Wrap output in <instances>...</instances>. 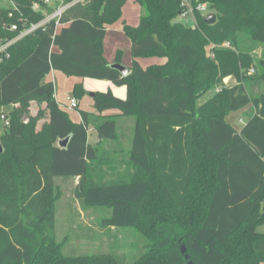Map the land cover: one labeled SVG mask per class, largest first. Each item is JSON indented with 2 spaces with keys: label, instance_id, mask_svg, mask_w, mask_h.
<instances>
[{
  "label": "trees",
  "instance_id": "16d2710c",
  "mask_svg": "<svg viewBox=\"0 0 264 264\" xmlns=\"http://www.w3.org/2000/svg\"><path fill=\"white\" fill-rule=\"evenodd\" d=\"M127 1L74 4L58 30L49 22L1 55L0 107L19 106L0 133V264H122L112 254L67 256L56 241L57 179L77 177L74 196L85 209L109 208L104 225L147 238L134 264H264V94L253 91L264 82V0H188L194 27L176 21L184 0H132L141 13L138 25L123 23L133 57L124 75L108 62L105 37ZM13 2L18 10L0 5V44L18 34L9 25L44 17V5L33 9L42 0ZM201 3L216 13L214 24L196 10ZM122 57L118 50L115 62ZM146 57L167 61L142 66ZM52 70L125 85L127 97L95 92L96 112L80 110L74 122L46 80ZM229 76L236 83L226 86ZM73 93L87 94L82 82ZM31 102L46 105L41 128L45 111L27 118ZM249 105L240 128L227 120ZM122 118L134 121L130 146L104 151L105 142L125 144Z\"/></svg>",
  "mask_w": 264,
  "mask_h": 264
},
{
  "label": "rangeland",
  "instance_id": "374dc122",
  "mask_svg": "<svg viewBox=\"0 0 264 264\" xmlns=\"http://www.w3.org/2000/svg\"><path fill=\"white\" fill-rule=\"evenodd\" d=\"M13 0H0L1 6H12ZM210 8L204 15L210 13ZM140 20V5L132 0L125 2L122 7V16L119 20L112 24V30L117 32L122 31L123 23L138 24ZM176 21L182 22L187 26L194 27L196 20L194 16L189 15L183 17L179 15ZM111 38V37H109ZM122 49L125 51V42L123 41ZM113 44L110 39L107 41L106 55L110 57L112 51L113 55L115 50L112 49ZM128 50V48H127ZM130 54V50L127 51ZM261 55L257 54L256 58ZM153 60V59H152ZM163 60V59H154ZM52 77V76H50ZM84 78L76 76H67L63 73L54 77V83L57 93L62 94L64 101L66 96L74 97L72 90L73 84L77 81H81ZM96 79L85 78V86L87 88V94L85 98L81 100L80 107L94 108L91 104L92 98L90 93L97 91L108 90L103 85H97ZM230 86V85H229ZM221 87L218 86L217 89ZM214 90L209 91L203 97L198 100V104H202L207 101L213 94ZM18 104H10L0 107L1 113H10ZM45 111L46 105L44 103L31 102L28 107L27 118L35 117L39 111ZM75 110H71V114L76 113ZM245 116L241 111H236L228 116V121L235 127L240 128L241 123L239 120ZM46 111L43 114L41 120L37 124V128H40L41 124L46 120ZM5 132V126L0 120V133ZM90 138L91 135H90ZM76 178L69 181H63L61 178L57 179L59 183L58 190L60 191L59 197L56 202V241L63 243V254L67 256H79L86 254H112L116 256L122 264H134L139 260L147 251V238L142 235L136 228L129 226H117L111 227L103 224V220L110 216L111 209L103 207H91L85 209V207L74 196V186L76 184ZM259 232H264V225L258 228Z\"/></svg>",
  "mask_w": 264,
  "mask_h": 264
},
{
  "label": "crops",
  "instance_id": "0c3cea01",
  "mask_svg": "<svg viewBox=\"0 0 264 264\" xmlns=\"http://www.w3.org/2000/svg\"><path fill=\"white\" fill-rule=\"evenodd\" d=\"M140 13H141V7H140ZM136 25H138V24H135L134 26H136ZM109 37H111V38H109ZM108 39H110V42L113 44L112 49L115 50V54L113 55V51H112L110 57H108L106 55V47H107ZM123 41L125 42V48H126L125 51L121 47V46H123V43H122ZM127 48H128V50H127ZM118 50H121L123 52V57H122L121 64H123V65L127 66L128 68H130V66L132 65V62H133V57L131 55V41L126 36V34L123 31V29H122V31L117 32L115 30H112V25H109V26H107V33H106V37H105V56H106V58H107L109 63H111V64L115 63ZM129 50H130V54H129V52H127ZM256 53L261 55L262 54V50L259 49V50H257ZM156 58H158V59L160 58V59H163V60H154ZM138 60H139V62L141 63L142 66H149V65H152V64H164L167 61L166 58H162V57H146V58H139ZM61 73L62 72H60V71L52 70L47 75L46 80L47 81L51 80V81L54 82V77L61 75ZM50 76H52V77H50ZM86 78H89V77H86ZM92 79H94V78H92ZM96 81L97 82H95V83L97 85H103L104 87H106V89L108 91L109 90L112 91V93L115 96H117L119 98H122V99H125L127 97V86H125V85L118 86V85L114 84L112 81H109V80L96 79ZM78 82H82L85 90L87 91V88L85 86V78L83 80H81V81H78ZM75 83H77V81ZM235 83H236V79L233 76H229V77H226L224 79V84L226 86H229V85L231 86V85H234ZM74 84H73V86H74ZM72 90H73V87H72ZM253 91L255 93H257V94H262V93L264 94V82L254 86L253 87ZM97 92H105V91H97ZM56 95H57V98H58L59 101L63 100V97H60V96H62V94L57 93V91H56ZM84 98L85 97H83V99ZM91 98H92L91 104L94 105L93 96H91ZM77 100L79 102V108L76 111V113L74 115H72L71 112H70L71 110H67V112L69 113L70 117L72 118V120L74 122H80L81 121L80 110H86V111H89V112H96L95 106H94V108H92V106L83 108V107H80V103H81L82 99H77ZM250 107L251 106L249 105L246 108L240 110L243 113V115L245 116L244 118H241L239 120V122L241 123V126H242V124L246 123V121H247V116H246L245 112L247 110H249ZM114 113H118V111L109 110V111L104 112V114H107V115L114 114ZM227 120H228V117H227ZM41 126H42V124H41ZM41 126H40V128H41ZM133 127H134V121H133L132 118H122L121 121H120L121 132L119 134H120V140H123L125 142V144H123L122 141L105 142V144H103V146L101 145L102 148L104 149V151L112 152V151H114V150H116L118 148L121 149V146H123V145H125L126 147L130 146L132 133H133ZM90 135H91L92 138H90ZM89 141L92 144H96V143L100 142V140L98 138L97 131L93 127H89ZM76 179H77L76 180V183H77L79 178L77 177Z\"/></svg>",
  "mask_w": 264,
  "mask_h": 264
},
{
  "label": "built area",
  "instance_id": "2783aa9c",
  "mask_svg": "<svg viewBox=\"0 0 264 264\" xmlns=\"http://www.w3.org/2000/svg\"><path fill=\"white\" fill-rule=\"evenodd\" d=\"M88 0H42L43 4L40 2H35L33 5V9L35 11H39L42 6L44 5V17L38 21V22H27L25 21L23 23L22 28H19V25L17 23H13L9 25L7 28L12 31H17L18 34L5 42H1L0 44V59H2V54L6 57L9 56L8 48L19 41L20 39L24 38L25 36L31 34L35 30L39 29L40 27L44 26L45 24L54 21L56 30L59 29V27L62 25L61 19L64 15V13L67 11V9L77 3H86ZM183 6H185V9L181 13V16L187 17L189 15L194 16L195 8L188 0L183 1ZM12 6L18 10V7L14 2H12ZM49 7H52V11L49 10ZM209 5L207 3H201L196 7V10L205 13L209 9ZM195 18V16H194ZM224 45H228L225 43ZM254 72V68L250 69V73ZM55 98L59 102L60 106L66 110H78L79 108V102L75 97L66 96L64 101H59L56 95L55 91ZM0 120L3 122L4 126L9 125V117L6 113L0 114Z\"/></svg>",
  "mask_w": 264,
  "mask_h": 264
},
{
  "label": "water",
  "instance_id": "95a60500",
  "mask_svg": "<svg viewBox=\"0 0 264 264\" xmlns=\"http://www.w3.org/2000/svg\"><path fill=\"white\" fill-rule=\"evenodd\" d=\"M217 20V15L216 13L214 12H210L208 13L207 15H205L204 17V21L207 23V24H214ZM113 68H116L118 69L119 71L122 72V74L124 75H127L129 72H130V68H128L127 66L121 64V63H113L111 64ZM91 96H94L95 93H90ZM69 142V137L68 138H65V139H61L59 141V146L60 147H66L67 144ZM3 148H2V145L0 144V153L2 152ZM186 249L184 248L183 252H185ZM190 264H194L193 262H190Z\"/></svg>",
  "mask_w": 264,
  "mask_h": 264
}]
</instances>
